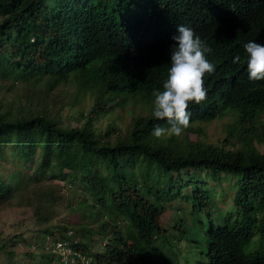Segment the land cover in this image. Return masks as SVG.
<instances>
[{
    "label": "trees",
    "instance_id": "trees-1",
    "mask_svg": "<svg viewBox=\"0 0 264 264\" xmlns=\"http://www.w3.org/2000/svg\"><path fill=\"white\" fill-rule=\"evenodd\" d=\"M181 24L213 49L216 70L207 99L189 105L190 127L157 139L154 126L167 125L152 115L153 91L163 90ZM248 41L264 43V0H0V80L21 90L0 99V204L36 201L35 215L50 221L63 198L56 180L79 183L87 192L74 198L93 222L44 233L58 228L54 242L69 240L89 264H182L178 236L201 215L209 264H264V81L249 79ZM137 102L148 110L132 106L125 128L98 124ZM226 118L219 145L203 138L204 123ZM7 154L23 169L8 170ZM210 180L230 187L233 206L219 204ZM32 182L43 185L37 198L25 194ZM180 202L189 210H178L170 236L164 217ZM94 223L107 241L97 253ZM40 264L64 263L47 249Z\"/></svg>",
    "mask_w": 264,
    "mask_h": 264
},
{
    "label": "rangeland",
    "instance_id": "rangeland-1",
    "mask_svg": "<svg viewBox=\"0 0 264 264\" xmlns=\"http://www.w3.org/2000/svg\"><path fill=\"white\" fill-rule=\"evenodd\" d=\"M9 84L8 80H0V99L14 100L21 92V90L15 89V91H12ZM84 104L88 109L92 104V99L88 97ZM132 106L136 108V113H145L148 110L144 102H137V105L130 104L125 108L117 109L115 112H112L110 116H106L103 120H100L98 124L102 127H106L112 120L116 119L120 126L125 128L131 123L129 111ZM229 121L230 119L226 118L208 124L204 123L203 126L206 131V137L203 138L208 142L218 144L219 140L226 134L225 128ZM191 138L195 141L199 139L200 136L197 133H192ZM256 144L264 148V140L262 143L257 142ZM6 156L9 159H14L6 162L8 170L13 168L23 169L22 163L18 159L12 158L9 154ZM56 181L61 185L60 193H62L63 198L54 208V213L50 221H41L39 217L35 215L36 201L14 197L11 201L0 204V264H40L42 252L47 249H52L54 240L60 236L58 228H56L53 236L46 235L44 233L45 228L67 225L69 228L76 230L81 225L93 222L89 218L93 210L86 205H81L79 199L74 198V196L78 197L85 194L87 191L77 182H75L74 186L68 181ZM209 184L213 187L219 204L226 209L233 206V192L228 185H225L223 190L222 187L216 182L214 183L213 180H210ZM42 189L43 185L41 183L32 182L28 184L25 194H31L33 197L37 198L39 194H42ZM185 206L187 207L186 210H189V207L186 204H182V202L169 205V210L166 212L163 222L165 228L169 230L170 236L179 235V231L173 228V226L176 220L180 218L179 212H182L180 209H183ZM94 211L99 213L100 209L97 208ZM100 218L101 220L105 219L104 216ZM93 227L96 232L95 234L88 235L90 238L89 245L93 252L97 253L103 250L107 241L99 234L102 232L100 226L94 223ZM187 227L188 233L186 236H181L180 234L177 242L180 248V254L182 255L181 257L183 258L182 261H184L182 264H209L206 253L208 243L205 237V231L210 227L209 218L204 215L194 216L188 221ZM107 235H110V233H107ZM77 237L79 240L84 238L81 233H79ZM181 237L182 239H180ZM179 241L181 243H179ZM3 245L5 249L2 248ZM12 253H14V255H11Z\"/></svg>",
    "mask_w": 264,
    "mask_h": 264
},
{
    "label": "clouds",
    "instance_id": "clouds-1",
    "mask_svg": "<svg viewBox=\"0 0 264 264\" xmlns=\"http://www.w3.org/2000/svg\"><path fill=\"white\" fill-rule=\"evenodd\" d=\"M175 42L171 48L170 67L163 82V90H154L152 115L158 121H165L167 126L156 124L152 136L157 139L180 137L190 127L191 103L200 104L207 99L205 87L206 74L215 72V64L207 58L213 49L189 26L178 25ZM246 52L249 79L264 81V43L248 41L243 45ZM236 55L233 63H239Z\"/></svg>",
    "mask_w": 264,
    "mask_h": 264
},
{
    "label": "built area",
    "instance_id": "built-area-1",
    "mask_svg": "<svg viewBox=\"0 0 264 264\" xmlns=\"http://www.w3.org/2000/svg\"><path fill=\"white\" fill-rule=\"evenodd\" d=\"M72 231H69V235ZM52 251L62 256L64 264H89L90 258L75 249L69 240L57 239L53 242Z\"/></svg>",
    "mask_w": 264,
    "mask_h": 264
}]
</instances>
